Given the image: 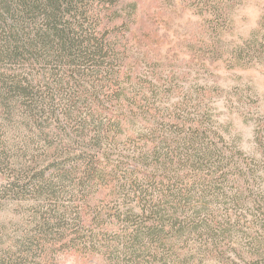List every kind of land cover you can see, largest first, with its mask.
I'll use <instances>...</instances> for the list:
<instances>
[{
  "label": "trees",
  "instance_id": "trees-1",
  "mask_svg": "<svg viewBox=\"0 0 264 264\" xmlns=\"http://www.w3.org/2000/svg\"><path fill=\"white\" fill-rule=\"evenodd\" d=\"M118 1L0 0V205L28 202L39 216L31 236L0 250V264H53V250L98 248L128 264H190L178 250L191 239L218 263L237 264L233 252L264 264L262 232L229 212L258 208L264 231L240 152L212 141L204 120L134 104L113 77L105 22L121 18ZM100 191L113 192L115 213L94 205ZM235 236L245 250L231 248Z\"/></svg>",
  "mask_w": 264,
  "mask_h": 264
},
{
  "label": "rangeland",
  "instance_id": "rangeland-1",
  "mask_svg": "<svg viewBox=\"0 0 264 264\" xmlns=\"http://www.w3.org/2000/svg\"><path fill=\"white\" fill-rule=\"evenodd\" d=\"M112 10L121 18L105 22L116 49L106 63L126 98L150 105L155 114L176 110L183 118L204 120L215 134L212 141L219 138L225 149L240 152V169L253 178L243 191L258 197L264 210V0H119ZM143 125L134 130L141 132ZM116 160H109L110 168ZM5 183L0 173V186ZM95 196L94 205L116 212L112 191ZM119 203L122 211L130 208ZM257 209L248 205L229 212L245 217L252 233L264 236L253 222ZM38 218L28 202H1L0 250L31 236ZM239 246L246 249L235 236L231 248ZM73 252L53 250V264H128L101 248L86 257ZM178 254L194 256L190 264H221L195 239ZM235 256L229 252L227 258L245 264Z\"/></svg>",
  "mask_w": 264,
  "mask_h": 264
}]
</instances>
